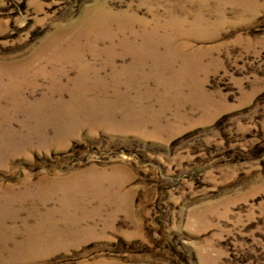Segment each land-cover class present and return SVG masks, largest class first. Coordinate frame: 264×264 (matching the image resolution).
<instances>
[{
  "label": "rangeland",
  "instance_id": "1",
  "mask_svg": "<svg viewBox=\"0 0 264 264\" xmlns=\"http://www.w3.org/2000/svg\"><path fill=\"white\" fill-rule=\"evenodd\" d=\"M0 264H264V0H0Z\"/></svg>",
  "mask_w": 264,
  "mask_h": 264
}]
</instances>
